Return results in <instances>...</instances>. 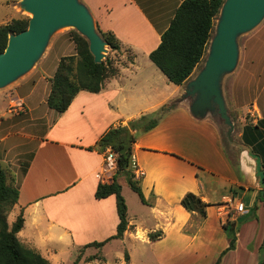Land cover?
<instances>
[{
  "label": "crops",
  "instance_id": "0c3cea01",
  "mask_svg": "<svg viewBox=\"0 0 264 264\" xmlns=\"http://www.w3.org/2000/svg\"><path fill=\"white\" fill-rule=\"evenodd\" d=\"M183 1L82 0L97 27L113 32L123 48L134 52V59L120 65L119 75L107 79L100 93L80 92L65 113L51 109L47 102L61 58L53 71L45 67L39 75L26 77L11 88L13 97L23 101L21 109L25 108L29 121L46 126L43 132L29 137L35 148L26 170L22 174L15 168L10 171L9 178L19 189L12 215L16 218L23 212L25 225L19 240L52 264H66L59 258L62 252L75 254L88 244L117 234L120 218L116 196L96 197L105 163L104 153L96 146L111 127L127 126L181 99L184 85L171 83L150 54L160 45ZM259 35L254 59L245 69L250 83L245 94L253 102L238 105L243 148L233 157L225 150L215 121L209 116H193L190 102L179 101L155 129L138 137L133 155L143 173L140 181L146 203L141 201V214H135L134 219L128 206L129 229L124 241L111 240L102 252L113 242L129 241L131 246L149 249L160 264H214L230 246L225 227L235 225L236 249L227 253L221 264H235L242 248L255 257L253 264H259L264 205L258 197V161L252 149L255 135L264 139V124L244 137L246 127L264 120V30ZM166 87L172 89L170 94ZM2 106L0 129L8 104L3 102ZM10 139L6 136L3 142ZM10 152L0 156L4 169H11L6 166ZM188 193L209 204L206 218L181 205ZM238 202L245 204L244 212L231 217L229 211L236 210ZM158 231L163 237L151 241L149 235ZM132 251L130 248V264Z\"/></svg>",
  "mask_w": 264,
  "mask_h": 264
},
{
  "label": "trees",
  "instance_id": "16d2710c",
  "mask_svg": "<svg viewBox=\"0 0 264 264\" xmlns=\"http://www.w3.org/2000/svg\"><path fill=\"white\" fill-rule=\"evenodd\" d=\"M224 0H184L176 10L175 16L161 37V43L150 54L151 61L163 72L168 80L177 85H185L194 75L198 66L203 61L211 40L215 20L220 14ZM29 17L17 18L10 23L0 26V53L8 45L9 37L27 30ZM99 32L110 49L116 53L123 50V45L118 37L111 31L104 32L99 27ZM73 41L77 46V54L61 58L55 76L51 79V92L48 97V106L62 114L73 103L82 91L100 93L109 78L119 75L120 67L108 57L103 62L97 63L90 51L89 41L77 31L71 32ZM134 57L130 58L133 61ZM176 108L174 103L166 104L152 114H145L128 123L127 126L111 127L101 138L96 148L105 153L111 148L118 155L117 171L110 182H101L98 186L96 197L105 199L116 196L117 208L120 218L117 234L106 241L94 242L82 248L95 247L102 249L106 243L114 239H123L129 229L128 206L123 196V188L119 180L126 176L130 188L138 194L140 200L146 203L140 179L132 169L134 146L141 134L155 129L161 120ZM264 124V120L254 127H246L244 137L249 131H257ZM252 156L258 161L257 178L261 186L259 201L264 205V139L255 135ZM261 140L263 142H261ZM238 170V165H234ZM19 200V189L11 182L8 173L0 163V264H52L37 250L23 244L19 240V233L25 225V217L21 212L12 225L8 216L13 211ZM181 205L190 213H198L202 218L207 217L209 204L194 193H188L181 201ZM230 237V246L224 250L214 264H221L223 258L236 249L237 235L233 227L226 228ZM163 237V232L151 233L149 239L157 241ZM264 255V243L261 247ZM126 259H129L126 255ZM82 252L73 264H79ZM106 262L105 257H90L87 262ZM260 259L259 264H263Z\"/></svg>",
  "mask_w": 264,
  "mask_h": 264
},
{
  "label": "rangeland",
  "instance_id": "374dc122",
  "mask_svg": "<svg viewBox=\"0 0 264 264\" xmlns=\"http://www.w3.org/2000/svg\"><path fill=\"white\" fill-rule=\"evenodd\" d=\"M21 1L22 0H0V26L8 24L12 20L17 18L32 17L29 12L25 11L22 8ZM219 18L220 14L215 20L213 34L209 42L207 52L203 58V61L198 66L192 78L183 86V94L181 99H177L172 102L176 105V107L178 106L179 101H189L191 104V96L187 94V91L189 89L190 83L197 78V76L205 67V63L209 56L212 39L216 34ZM97 30L99 32L98 27ZM263 30L264 19L259 24V26H257L253 31L239 38L242 50L238 66L235 71L230 74H227L221 83L223 94L225 96V100L228 106V113L231 117L233 125H227L226 122L220 117L217 111L209 113V117L215 121V123L219 126L221 130L225 150L233 157H235L243 148L242 139L239 136L241 122H239L238 105L244 104L245 102V104H251L253 102V98L249 97V94H245V89H247L250 85L249 81H246L247 78L245 75V69H248L251 61L254 59L252 56V54L254 53V44L255 41L260 37L259 34L262 33ZM72 31L77 30L71 26L61 27L56 30L51 36L44 52L34 63L33 67L26 74L21 76L18 80L6 86L5 88L0 89V106L3 105V102H5V106L8 104L5 109L6 115L1 119L3 121V124L0 129V156L4 158L7 154V151H11L7 159L8 164H6V166L9 165L11 169H5L8 173V177L10 178L12 177L10 171H12L14 168L17 169L20 174H22L26 170L28 160L31 158V153L34 151L35 148V144L30 142L31 138L29 137L36 133L43 132V130L46 129V126H44L43 128V126L34 125L32 121H29L26 115L25 108H15L10 103V100L13 97V94L11 93V88L26 77H29L34 74L39 75L42 69H44L45 67L49 71H53L55 69V64H57L56 62L58 58L76 55L77 46L73 41L71 35ZM245 48L248 49L247 53L245 52ZM106 50V58L109 57L114 62L116 67L120 65H126L127 62L130 61V58L134 55V52L130 48H123L122 52L120 53L112 51L110 47H107ZM165 92L167 94H170L172 92V89L166 87ZM18 94L21 95V93ZM6 136H11V139L8 142L4 143L3 139ZM120 182L123 187V196L126 200L127 206H129L130 208L131 217L134 219L135 214H141L140 208L142 207V202L138 194L134 192L128 185L126 176H121ZM229 212L230 216L233 217L237 213V210H235V208H231ZM251 215H253V213H251ZM14 218L15 217L14 215H12L11 212L8 216V222L10 225H12V223L14 222V220H16L17 217L15 219ZM232 226L235 228V225ZM259 233L262 234L261 227ZM246 234L247 232L242 237L243 242L245 241ZM119 240L124 241V238ZM130 248L133 249L132 264H160L157 259L153 258L154 256L149 251V249L143 248L141 246H131V243L129 241L113 242L103 252L101 249H97L95 247L84 250L80 249L75 254L72 252H62L60 253L59 258L63 262H66V264H71L77 259L79 254L82 252V260L79 262V264H103V262H100L98 260L94 262H87L88 258L94 256L98 258L105 257L107 264H130V256L128 255ZM126 255H128L129 259H126ZM235 258H237L235 264H253L255 261L254 256L248 255L244 252V248L241 249V253L239 254V256H235ZM261 258L264 261L263 254L260 255V259Z\"/></svg>",
  "mask_w": 264,
  "mask_h": 264
},
{
  "label": "water",
  "instance_id": "95a60500",
  "mask_svg": "<svg viewBox=\"0 0 264 264\" xmlns=\"http://www.w3.org/2000/svg\"><path fill=\"white\" fill-rule=\"evenodd\" d=\"M22 8L32 14L27 30L10 35L0 53V89L26 74L39 59L51 36L61 27L71 26L85 37L97 63L106 59L109 45L97 30L89 9L80 0H22ZM264 19V0H225L204 69L189 85L190 110L204 119L217 111L232 126L222 90V80L238 66L239 38L253 31Z\"/></svg>",
  "mask_w": 264,
  "mask_h": 264
},
{
  "label": "built area",
  "instance_id": "2783aa9c",
  "mask_svg": "<svg viewBox=\"0 0 264 264\" xmlns=\"http://www.w3.org/2000/svg\"><path fill=\"white\" fill-rule=\"evenodd\" d=\"M10 103L15 108H23V101L20 98L12 97ZM105 163L103 167V172L101 174V180L105 182H110L117 171V159L118 155L111 148H108L104 153ZM132 169L136 174V179H140L143 176V173L139 170L135 156L132 157ZM245 204L243 202H238L236 204V210L239 213L244 212Z\"/></svg>",
  "mask_w": 264,
  "mask_h": 264
},
{
  "label": "bare ground",
  "instance_id": "6f19581e",
  "mask_svg": "<svg viewBox=\"0 0 264 264\" xmlns=\"http://www.w3.org/2000/svg\"><path fill=\"white\" fill-rule=\"evenodd\" d=\"M32 16V14H30Z\"/></svg>",
  "mask_w": 264,
  "mask_h": 264
}]
</instances>
